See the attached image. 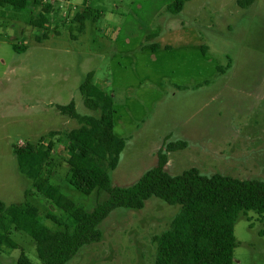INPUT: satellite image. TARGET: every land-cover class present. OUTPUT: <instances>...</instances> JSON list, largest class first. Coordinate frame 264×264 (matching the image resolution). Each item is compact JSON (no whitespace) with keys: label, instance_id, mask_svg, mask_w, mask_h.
Returning a JSON list of instances; mask_svg holds the SVG:
<instances>
[{"label":"rangeland","instance_id":"obj_1","mask_svg":"<svg viewBox=\"0 0 264 264\" xmlns=\"http://www.w3.org/2000/svg\"><path fill=\"white\" fill-rule=\"evenodd\" d=\"M46 1L53 12L42 30L26 20L37 16L43 0L22 11L0 6V202L37 208L52 231L61 228L47 215L73 226L41 194L30 196L32 182L19 173L12 152L49 141L50 164L42 172L48 184L85 211L106 200L103 191L85 196L65 182L73 149L64 135L78 124L56 106L72 102L77 115L98 117L79 93L88 74L111 98L113 133L125 141L117 167L106 172L111 188L134 185L156 166L159 150L165 155V146L178 142L186 147L166 154L170 176L196 169L205 177L264 182V0L246 7L241 0H190L178 14L166 9L173 0ZM85 8L91 17L79 35L73 18ZM152 44L159 46L155 53L141 50ZM179 210L155 197L140 210H113L97 226L100 240L67 264H154L152 237ZM260 228L254 213L238 214L233 264H264ZM9 239L0 264H17L21 251L41 264L26 234Z\"/></svg>","mask_w":264,"mask_h":264},{"label":"trees","instance_id":"obj_2","mask_svg":"<svg viewBox=\"0 0 264 264\" xmlns=\"http://www.w3.org/2000/svg\"><path fill=\"white\" fill-rule=\"evenodd\" d=\"M188 1L173 0L166 9L170 14H178ZM34 2L0 0V6L22 11ZM252 2L241 0L239 4L246 7ZM52 12V4L45 1L36 17H28L27 25L38 30L44 29ZM90 17L88 8L75 14L73 23H76V34L83 33L85 21ZM12 49L16 53L24 52V47L17 45H13ZM145 49L155 53L159 46L152 44L141 47V50ZM165 50L170 48L165 47ZM91 77V74L86 76L79 86V93L83 106L98 112V117L77 115L72 102L66 106H56V109L78 124L64 135L73 149L66 160L65 182L85 196L103 191L107 193L106 200L91 211H85L48 184L42 172L50 164L51 141L44 148L30 143L13 147L19 173L32 182L30 196L41 194L74 224L69 227L56 217L47 215L46 219L61 228L52 231L39 220L37 208L28 203L5 205L0 202V250L4 242L10 243L9 237L13 232H21L35 243L36 256L41 264H67L81 248L100 240L97 226L113 210H140L151 197L168 206L180 207L169 228L159 236L152 237L156 247L154 264H233V252L237 246L233 228L239 213H254L261 224L258 236L264 238V182L240 181L221 175L205 177L196 169L185 171L180 176H170L164 171L166 154L173 149H184V142L165 146V155L159 150L156 166L144 173L134 185L111 188L106 172L117 167L125 141L113 133L115 112L111 98L92 83ZM176 88L181 89L178 86ZM49 136L52 138L55 134L51 132ZM38 145L41 146V143ZM28 194L26 192L25 196ZM17 264H31L23 251Z\"/></svg>","mask_w":264,"mask_h":264},{"label":"crops","instance_id":"obj_3","mask_svg":"<svg viewBox=\"0 0 264 264\" xmlns=\"http://www.w3.org/2000/svg\"><path fill=\"white\" fill-rule=\"evenodd\" d=\"M46 0H43V2H45ZM29 8V7H28Z\"/></svg>","mask_w":264,"mask_h":264}]
</instances>
